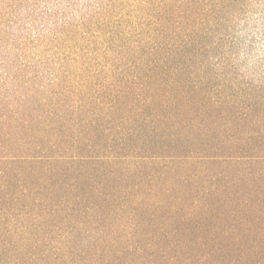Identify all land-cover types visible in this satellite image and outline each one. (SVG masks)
<instances>
[{"label":"trees","instance_id":"trees-1","mask_svg":"<svg viewBox=\"0 0 264 264\" xmlns=\"http://www.w3.org/2000/svg\"><path fill=\"white\" fill-rule=\"evenodd\" d=\"M39 1L0 0V30ZM231 3L100 0L45 39L0 33V264H264V99L211 72ZM162 180L167 220H114L152 215Z\"/></svg>","mask_w":264,"mask_h":264},{"label":"rangeland","instance_id":"rangeland-1","mask_svg":"<svg viewBox=\"0 0 264 264\" xmlns=\"http://www.w3.org/2000/svg\"><path fill=\"white\" fill-rule=\"evenodd\" d=\"M41 1L38 5L23 3L17 6L14 11L16 13L17 10L18 14L16 20L6 17L0 30L5 40L45 39L52 33L54 24L64 20L74 21L100 0H72L69 4L67 0L61 4L58 3L60 0ZM222 19L224 26L217 29L213 39L215 49L210 52L214 83L234 87L238 92L242 90L252 100L264 99V0H232ZM2 44L5 43H0V68H4L5 63L18 54ZM161 182L164 189L151 211L152 215L130 217L126 212L117 214L114 220H167L166 180ZM177 198H172L174 204L180 201ZM55 219L62 220L60 216ZM222 219L229 220L227 217Z\"/></svg>","mask_w":264,"mask_h":264}]
</instances>
